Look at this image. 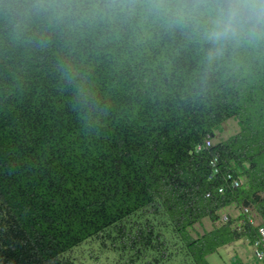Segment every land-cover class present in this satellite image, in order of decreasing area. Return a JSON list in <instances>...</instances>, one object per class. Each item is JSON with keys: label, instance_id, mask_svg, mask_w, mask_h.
I'll list each match as a JSON object with an SVG mask.
<instances>
[{"label": "trees", "instance_id": "16d2710c", "mask_svg": "<svg viewBox=\"0 0 264 264\" xmlns=\"http://www.w3.org/2000/svg\"><path fill=\"white\" fill-rule=\"evenodd\" d=\"M93 2L0 0V264H67L66 252L149 210L133 244L159 247L163 221L194 264L254 244L264 49L209 67L189 34L102 19ZM230 118L239 132L205 147ZM229 206L239 213L222 221ZM206 218L213 228L193 237Z\"/></svg>", "mask_w": 264, "mask_h": 264}, {"label": "clouds", "instance_id": "9594fccd", "mask_svg": "<svg viewBox=\"0 0 264 264\" xmlns=\"http://www.w3.org/2000/svg\"><path fill=\"white\" fill-rule=\"evenodd\" d=\"M89 7L102 19L136 18L185 32L209 67L264 49V0H94Z\"/></svg>", "mask_w": 264, "mask_h": 264}, {"label": "rangeland", "instance_id": "374dc122", "mask_svg": "<svg viewBox=\"0 0 264 264\" xmlns=\"http://www.w3.org/2000/svg\"><path fill=\"white\" fill-rule=\"evenodd\" d=\"M240 127L236 120L230 118L216 130L213 143L229 138L239 132ZM145 211L129 219L112 225L100 235L82 242L66 252L62 260L67 264H194L184 242L174 232L171 221L156 223L154 226L155 236L152 238L160 241L159 247H142L133 244V240L142 243L143 222L150 217V222L155 219L153 213ZM239 209L235 206L227 207L222 214L237 215ZM254 224L261 222L259 218L254 219ZM155 223V222H154ZM219 223V222H217ZM213 222L206 218L203 223H197L191 234L197 237L205 230L213 228ZM149 227V224H147ZM150 229V228H148ZM146 231V230H145ZM158 233V234H157ZM154 240V241H155ZM155 243V242H154ZM209 264H262L255 254L254 244L245 239L232 242L220 247L214 253L207 256Z\"/></svg>", "mask_w": 264, "mask_h": 264}, {"label": "built area", "instance_id": "2783aa9c", "mask_svg": "<svg viewBox=\"0 0 264 264\" xmlns=\"http://www.w3.org/2000/svg\"><path fill=\"white\" fill-rule=\"evenodd\" d=\"M212 144H213L212 139L208 138L206 140L205 146L210 147ZM233 182H234L235 186L239 185L238 180H233ZM220 191H223V189H220ZM245 211L249 212L250 210H249V208H245ZM227 219H228V217H227V215H225L224 220H227ZM253 223H255L254 220H253ZM258 224H259V238L254 243L255 254L260 261L264 262V223H258Z\"/></svg>", "mask_w": 264, "mask_h": 264}, {"label": "bare ground", "instance_id": "6f19581e", "mask_svg": "<svg viewBox=\"0 0 264 264\" xmlns=\"http://www.w3.org/2000/svg\"><path fill=\"white\" fill-rule=\"evenodd\" d=\"M206 147V146H205ZM229 219V218H228Z\"/></svg>", "mask_w": 264, "mask_h": 264}]
</instances>
